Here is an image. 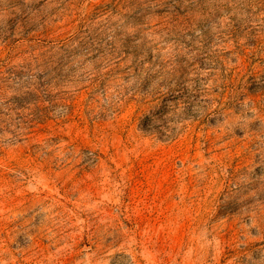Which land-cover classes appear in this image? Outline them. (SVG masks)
I'll list each match as a JSON object with an SVG mask.
<instances>
[{
    "label": "rangeland",
    "instance_id": "374dc122",
    "mask_svg": "<svg viewBox=\"0 0 264 264\" xmlns=\"http://www.w3.org/2000/svg\"><path fill=\"white\" fill-rule=\"evenodd\" d=\"M0 1V264H264V0Z\"/></svg>",
    "mask_w": 264,
    "mask_h": 264
},
{
    "label": "trees",
    "instance_id": "16d2710c",
    "mask_svg": "<svg viewBox=\"0 0 264 264\" xmlns=\"http://www.w3.org/2000/svg\"><path fill=\"white\" fill-rule=\"evenodd\" d=\"M38 1V5H40L41 6V4L42 3H44L46 0H37ZM36 9H39V8H37L36 7ZM0 10H3V11H5L6 10V7H5V5L4 4H2V2L0 1ZM7 13H9V12H7ZM2 35H0V37H1ZM39 85H40V91L43 93V96L44 97H46L48 94H49V92H48V88H47V83L45 82H43V83H39ZM11 100V99H10ZM6 103H7V101L6 102H4V104L6 105ZM43 109H48V105H45V106H43ZM144 126V127H143ZM142 128L143 129H145V130H148V127H146L145 125H142Z\"/></svg>",
    "mask_w": 264,
    "mask_h": 264
}]
</instances>
